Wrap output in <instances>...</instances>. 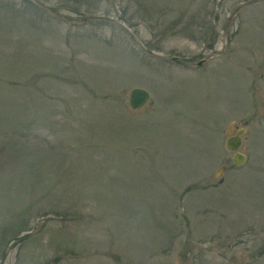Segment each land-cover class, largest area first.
I'll list each match as a JSON object with an SVG mask.
<instances>
[{"label": "rangeland", "instance_id": "obj_1", "mask_svg": "<svg viewBox=\"0 0 264 264\" xmlns=\"http://www.w3.org/2000/svg\"><path fill=\"white\" fill-rule=\"evenodd\" d=\"M0 264H264V0H0Z\"/></svg>", "mask_w": 264, "mask_h": 264}, {"label": "water", "instance_id": "obj_2", "mask_svg": "<svg viewBox=\"0 0 264 264\" xmlns=\"http://www.w3.org/2000/svg\"><path fill=\"white\" fill-rule=\"evenodd\" d=\"M201 61L197 63L200 65ZM150 95L149 92L141 87H134L130 90L128 95V104L131 109L137 110L142 108L148 101ZM235 125L231 123L229 125L226 134L228 135L226 139L225 146L229 151L233 152L232 160L235 165H241L245 162L246 156L239 152L238 149L242 144V135L245 133V128H238L235 135H232Z\"/></svg>", "mask_w": 264, "mask_h": 264}, {"label": "flooded vegetation", "instance_id": "obj_3", "mask_svg": "<svg viewBox=\"0 0 264 264\" xmlns=\"http://www.w3.org/2000/svg\"><path fill=\"white\" fill-rule=\"evenodd\" d=\"M236 129V128H235ZM233 134H235L234 132H233Z\"/></svg>", "mask_w": 264, "mask_h": 264}]
</instances>
